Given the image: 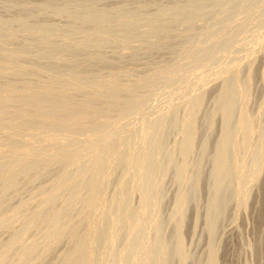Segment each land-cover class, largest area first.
<instances>
[{"label": "bare ground", "instance_id": "bare-ground-1", "mask_svg": "<svg viewBox=\"0 0 264 264\" xmlns=\"http://www.w3.org/2000/svg\"><path fill=\"white\" fill-rule=\"evenodd\" d=\"M261 27L264 0H0V264H218L219 229L253 188L264 218V32L258 49L243 40ZM242 40L259 69L247 46L245 66L226 62ZM206 80L219 82L210 112ZM164 90L179 95L151 118ZM192 208L204 256L186 241ZM256 238L249 249L264 252Z\"/></svg>", "mask_w": 264, "mask_h": 264}, {"label": "rangeland", "instance_id": "rangeland-1", "mask_svg": "<svg viewBox=\"0 0 264 264\" xmlns=\"http://www.w3.org/2000/svg\"><path fill=\"white\" fill-rule=\"evenodd\" d=\"M257 29H259V30H257ZM260 29H261V31H263L264 32V29H263V27H261V28H255V29H253L252 31H249L250 33H251V35L252 36H250L248 33H246V35L244 36V38H243V40H246V41H248V43H249V41L251 40V42H253V43H255V45H253L254 46V48H259L258 47V45H256V42L257 41H255V39L256 40H258L257 39V36H258V32L260 31ZM254 30H256V31H254ZM253 33V34H252ZM249 36H248V35ZM254 34H255V36H254ZM256 34H257V36H256ZM260 34H261V36H260ZM262 35H263V38H260V37H262ZM248 36V37H247ZM248 38V40H247V38ZM249 37H250V39H249ZM253 37V38H252ZM256 37V38H255ZM258 38H260L259 40L260 41H264L263 39H264V33L262 34V32H259V36H258ZM241 41L240 42V44H242V43H244V41ZM253 40V41H252ZM246 41H245V43H246ZM250 42V43H251ZM243 44V47H244V45H245V48H243V47H239V49L236 51L235 50V54H237V55H235L234 53L232 54L234 57L233 58H228L227 60H226V62L227 63H229L230 65L231 64H233L234 63V59L235 58H237V59H244V60H242V63L244 64L243 66H245L246 65V63H248V62H250L251 61V58L252 57H255V56H257V58H252V60L254 59H256V62H255V64H254V69L255 70H257V69H259L260 67H261V65H262V60H261V54L260 53H258L259 55H257V49H252V47L251 46H248L247 45V43L246 44ZM249 43V44H250ZM250 45H252V43L250 44ZM246 46H247V49H248V47L249 48H251V50L250 49H248L250 52V54H249V57L251 56V58H248V54L247 55H245L246 53H245V51L246 52H248L247 51V49H246ZM256 46V47H255ZM122 50H123V48H121ZM107 50V49H106ZM104 50L105 52H104V54L105 53H107L108 54V56H113V54H114V51L113 50H111V49H109V50ZM245 50V51H244ZM254 52H253V51ZM118 51H119V49H118ZM243 51H244V53L245 54H242L243 53ZM112 52V53H111ZM256 52V53H255ZM240 53V54H239ZM110 54V55H109ZM242 54V55H241ZM256 54V55H255ZM106 55V54H105ZM238 55H241V57H237ZM253 55V56H252ZM107 56V55H106ZM245 56H247V59H246V57ZM167 57H171V56H166V59L165 60H167L168 58ZM261 57V58H260ZM163 58H161V60H162ZM148 61V59H145V63H143V60L142 61H140V63L142 62L143 64H141V66L142 67H144L145 69H143L144 70V72H143V70H142V68L140 67V63H139V65H136L137 63H135V65H134V63L131 65V64H129L127 67H128V69H131V70H133V74H131L132 73V71H131V73L130 74H128V75H126V79L124 78V84H127L128 82H130V81H132L133 79H134V76H136V77H139L140 75L142 76V74H146L145 73V71L146 72H148L149 71V68L146 70V64H147V61ZM150 60L152 61L153 59L151 58V59H149V63H150ZM154 60H159L158 58L157 59H154ZM152 61L150 64H151V66H153V64H155L156 65V62L155 61ZM164 60V61H165ZM163 61V60H162ZM162 61H160L159 60V62H157V65L156 66H158V63H160L159 64V67L158 68H161V67H163L166 63V61L164 62L165 64L163 65V66H161L163 63H162ZM232 62V63H231ZM148 63V65H150ZM153 63V64H152ZM154 65V66H155ZM134 66V67H133ZM150 66V67H151ZM130 67V68H129ZM139 67V68H138ZM147 67H149V66H147ZM128 69L126 70L128 73L130 72V70L128 71ZM141 71H140V70ZM153 70L155 69V67L154 68H152ZM134 70L135 71H137V72H134ZM155 70H158V69H155ZM151 71V70H150ZM141 73V74H140ZM196 73H197V75H200V72L199 71H197V72H195V76L193 75V78H190L191 79V81H189V79H184L182 82H180V83H178L177 85L175 84V86H174V84H171L170 85V88L171 87H173V88H171V89H173V90H178V89H180V88H182V86L186 83V85H184V86H187V85H189V87H191V89H193L192 88V86H190L191 85V83H192V81H193V83H192V85H193V87H194V83H196V82H194L195 80L197 81V79L198 78H196V77H200V76H196ZM199 73V74H198ZM134 74H136V75H134ZM137 74H139V76L137 75ZM133 75V76H132ZM131 76V77H130ZM135 77V78H136ZM194 77H195V79H194ZM127 79H129V80H127ZM194 79V80H193ZM128 81V82H127ZM186 81V82H185ZM207 82V83H206ZM209 81H205V84H204V89L206 88V87H208L209 86V89H207L206 88V90L207 91H209V99H208V108L206 107V109L208 110V112H210L209 110H211V108H212V103H213V101H215V99H216V95H217V85H219V82H217V81H215L214 83H211V82H213V81H211L210 83H208ZM182 83H184V84H182ZM180 84H182L181 85V87L180 86H178V85H180ZM173 85V86H172ZM260 86V87H258V89H257V91H258V93H260V95H262V94H264V90L262 89V86L260 85V83H257V86ZM183 86V87H184ZM176 87V88H175ZM180 87V88H179ZM175 88V89H174ZM178 88V89H177ZM167 90H169V89H167ZM166 90V91H167ZM163 92H165V90L163 91ZM167 92H169V91H167ZM167 92H165L166 93V95H165V93H161V95H159L158 97H156L154 100H152L150 103L151 104H149V106H150V109L152 108V106H153V108H152V110L150 111V114H151V112H156L157 111V106L158 107H160V105L161 106H163V105H167L168 103H170V102H172V101H174V98H175V96L179 93V92H176L175 93V95H174V98H172L173 96L172 95H170L169 93H167ZM168 95V96H167ZM179 95V94H178ZM177 95V96H178ZM164 96V97H163ZM165 96H167V97H165ZM171 96V97H170ZM170 98H172L171 100H169ZM157 100V101H156ZM164 103V104H163ZM153 104V105H152ZM214 104V103H213ZM258 100H256L255 102H254V104H253V110H255V111H257V109H258ZM207 110H206V112H207ZM153 116H155L154 115V113H152L151 114V118L153 117ZM132 120H135L134 121V123H133V126H134V128H137V126L139 127L140 125H141V120L140 119H138L137 117L135 118V117H133V118H131V120H130V123H132L133 121ZM132 121V122H131ZM140 123H139V122ZM139 123V124H138ZM137 124V125H136ZM132 125V124H131ZM133 126H129V127H127V129H129L130 128V130H131V127H133ZM218 126H219V124H218ZM218 126H217V129L214 131V133H215V136L216 135H218V133H219V129H218ZM124 129H126V128H124ZM127 129H126V133L127 132H129L127 135H125V134H123L122 136V138L124 139V135H125V138H126V136H127V138H129L128 136H130V134H131V132H130V130H128L127 131ZM122 131H124V130H122ZM204 132V131H203ZM203 132H201V134H200V139L202 140L203 139V137H204V135H205V133H203ZM124 133V132H123ZM1 135V134H0ZM174 135H176L177 136V134H173L172 136H174ZM171 136V137H172ZM126 138V139H127ZM179 138H180V136H179ZM179 138H176L175 139V141L177 140V139H179ZM171 139V138H170ZM172 139H174V137H172ZM171 139V141H173ZM170 141V142H171ZM175 141H173V143L175 142ZM172 143V142H171ZM200 155H201V149H198V151H197V153H196V157L198 158H200ZM208 169H209V166H207V168H206V170L208 171ZM115 178H116V176H115ZM115 178H114V181H117V179L118 178H116V180H115ZM169 178V180H167V178H166V181H167V183H165L166 184V187L169 189H167V194H168V197L166 198V206L164 207L165 208V210L167 209V211H168V209L170 210L172 207V198H173V195L176 193L175 192V190H177V186H176V184H174V183H172L173 181H172V179H171V177L169 176L168 177ZM113 181V183H114V185L113 186H115V182ZM165 181V182H166ZM171 181V182H170ZM174 184V185H173ZM263 184L264 183H262V185L261 186H263ZM110 186L111 188H109L110 190L112 189V191H114V187L113 186ZM208 186H209V184L207 185V184H205V185H203V187L201 188V196H202V201H201V204L199 205V209L201 210V211H203L204 210V206H205V202H206V198H207V194H208ZM113 187V188H112ZM257 190V191H256ZM259 190V191H258ZM260 190H261V188L260 189H258V187L257 188H253V191L252 192H254V193H256V194H254V193H252V197H251V201H250V205L248 206V210H246V211H240L239 212V218L237 219V223H235V221L233 222L232 220H231V218H228V219H226L225 221H224V223L221 225V227H220V229H219V234H220V236H222V237H220L221 238V240H222V242L224 241V247H225V253H224V255L220 258V260H219V262H218V264H264V252H260V253H257V252H253V250H251V249H249V247H248V245H247V243L249 242V241H251L252 239H257L256 237H260L261 236V234L264 232V218L262 219V221L259 223L258 222V220H257V215H258V211H259V208L261 207V204L260 205H258L259 204V200H260V198H262V192H261V196L259 195V193H260ZM112 191H111V194H112ZM174 192V193H173ZM108 193L110 194V192H109V190H108ZM108 194V195H109ZM110 194V195H111ZM138 195V197H137V195ZM135 195H136V197H137V200L135 199V196H134V200H136V201H134L135 202V204H136V202H138L139 201V194L138 193H136ZM28 195V197H29V194L27 193L26 194V196ZM107 195V194H106ZM105 195V197H106V199H108V197L110 196H106ZM171 197V198H170ZM255 197H258V198H255ZM170 198V199H169ZM257 199H259V200H257ZM33 205V208H34V205H35V203L34 204H32ZM32 205H28V207H27V209H25L26 211H28V212H30L33 208H32ZM31 206V207H30ZM170 207V208H169ZM31 209V210H30ZM196 210V209H195ZM193 208H192V211H190L191 213H189V221H188V226L186 227L187 229H185V237H186V241L188 242L187 244L189 245V247H191V249H192V251L197 255V256H204L205 254H206V250H207V239H206V235H203V236H198L197 238H195V239H193L192 238V224H193V220H194V216L196 215V211H195ZM258 210V211H257ZM23 212V214H25V213H28V212ZM257 211V212H256ZM245 212V213H244ZM241 214V215H240ZM256 218V219H255ZM16 225H18V224H16ZM169 226V225H168ZM166 227V230H167V232H170L171 230H172V226H169V227ZM204 228H205V220H204V218H202L200 221H199V225H198V229H199V232H202L203 230H204ZM261 229V230H260ZM258 230V231H257ZM259 232V233H258ZM262 232V233H261ZM3 233H1L0 234V241H1V239H2V241H4L7 237H8V235L6 234H4V235H2ZM4 238V239H3ZM198 239H200V243L198 244L197 242H198ZM1 241V242H2ZM195 241V242H194ZM62 247V246H61ZM65 247H67V246H65L64 245V247L63 248H61V249H65ZM264 251V250H263ZM261 254V255H260Z\"/></svg>", "mask_w": 264, "mask_h": 264}]
</instances>
